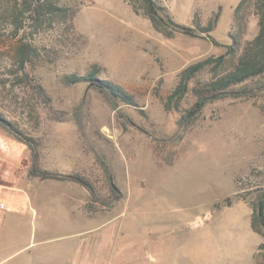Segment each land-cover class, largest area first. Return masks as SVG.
<instances>
[{
  "label": "rangeland",
  "instance_id": "rangeland-1",
  "mask_svg": "<svg viewBox=\"0 0 264 264\" xmlns=\"http://www.w3.org/2000/svg\"><path fill=\"white\" fill-rule=\"evenodd\" d=\"M64 1L79 5L77 32L56 24L37 38L30 85L15 82L16 39L0 22V113L38 139L43 167L54 155L60 168L94 182L101 201L88 206L86 188L85 213L97 207L101 222L112 218L117 242L126 243L118 264H264V238L251 227L253 203L264 187V92L210 102L179 134L178 113L160 99L187 65L232 43L241 0H163L187 25L217 16L211 34L219 44L181 32L167 37L127 0ZM258 30V16L251 14L244 38ZM93 68L134 96L138 105L120 108L137 126L125 125L89 82L66 80ZM34 79L46 95L36 92ZM102 160L123 192L110 210L103 204L113 196ZM84 254L91 261L103 256L87 247Z\"/></svg>",
  "mask_w": 264,
  "mask_h": 264
},
{
  "label": "trees",
  "instance_id": "trees-1",
  "mask_svg": "<svg viewBox=\"0 0 264 264\" xmlns=\"http://www.w3.org/2000/svg\"><path fill=\"white\" fill-rule=\"evenodd\" d=\"M127 1L137 14L142 12L151 21L153 28L167 37H173L181 32L194 37H208L215 44H219L211 34L217 16L207 23L194 19L192 25H187L174 18L163 0ZM78 11L79 5L64 0H0V22L6 24L11 37L16 39L13 57L17 65L14 71L16 84L33 83L28 67L34 66L35 60L40 55L37 38L56 24H69L68 26L76 33L73 20ZM251 14L258 16L259 30L253 38L245 39ZM233 17L235 32H231L232 43L225 45L226 50L220 54H210L187 65L179 73L174 88L166 95L160 96L167 111L178 113L177 134L182 129L186 130L210 102L228 97H251L257 92H264V0H241L234 9ZM99 73L98 69L93 68L83 75L68 74L66 80L70 83L89 82V85L105 95L110 106L123 118L125 125L137 126L133 117L120 108L123 102L131 106L138 105L134 96L122 85L99 78ZM34 82L33 87L36 92L44 95L45 89L41 83L37 79H34ZM250 83H253L252 87H249ZM75 121L79 126L81 125L80 113H75ZM1 129L25 144L31 151L29 175L75 180L90 191L92 200L88 206H92L94 200L101 201L94 182L85 175L44 168L40 164L38 139L22 129L15 121L5 117L3 113H0ZM183 133L184 131L180 137ZM102 164L113 196L112 201L103 204L106 208H110L122 199L123 192L117 185L109 164L103 160ZM261 189L262 192L253 203L251 227L264 238V187ZM259 246L262 248L264 241Z\"/></svg>",
  "mask_w": 264,
  "mask_h": 264
},
{
  "label": "crops",
  "instance_id": "crops-1",
  "mask_svg": "<svg viewBox=\"0 0 264 264\" xmlns=\"http://www.w3.org/2000/svg\"><path fill=\"white\" fill-rule=\"evenodd\" d=\"M51 156L44 168L70 172ZM30 166L28 147L1 129L0 264H118L126 243L117 242L112 218L101 222L95 214L100 208L85 213L86 187L72 179L31 176ZM85 247L102 258L91 261Z\"/></svg>",
  "mask_w": 264,
  "mask_h": 264
},
{
  "label": "built area",
  "instance_id": "built-area-1",
  "mask_svg": "<svg viewBox=\"0 0 264 264\" xmlns=\"http://www.w3.org/2000/svg\"><path fill=\"white\" fill-rule=\"evenodd\" d=\"M2 188H3V185L0 183V192H1Z\"/></svg>",
  "mask_w": 264,
  "mask_h": 264
}]
</instances>
